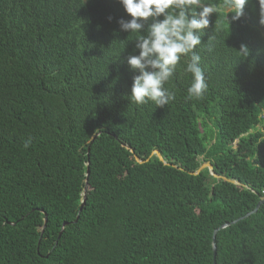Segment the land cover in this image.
<instances>
[{
  "label": "trees",
  "instance_id": "trees-1",
  "mask_svg": "<svg viewBox=\"0 0 264 264\" xmlns=\"http://www.w3.org/2000/svg\"><path fill=\"white\" fill-rule=\"evenodd\" d=\"M204 2L208 89L186 99L182 57L156 107L127 98L118 0H0V264H264V203L219 228L264 194L259 3Z\"/></svg>",
  "mask_w": 264,
  "mask_h": 264
},
{
  "label": "clouds",
  "instance_id": "clouds-1",
  "mask_svg": "<svg viewBox=\"0 0 264 264\" xmlns=\"http://www.w3.org/2000/svg\"><path fill=\"white\" fill-rule=\"evenodd\" d=\"M128 18L118 19L119 29L136 33L138 52L126 57L132 76L130 103L145 105L150 101L156 107L168 105L175 99V91L165 84L173 77L182 57H190L184 67L192 76L187 88V100L203 99L208 89L205 72L200 67L201 56L195 51L201 44V33L208 28L210 16L217 9L204 0H118ZM249 0H225L232 9V19L244 15ZM259 3V24L264 25V0ZM112 20V17H108ZM209 51L212 50L209 46ZM238 51L245 57L250 49L241 44ZM28 142L25 147H28Z\"/></svg>",
  "mask_w": 264,
  "mask_h": 264
},
{
  "label": "water",
  "instance_id": "water-1",
  "mask_svg": "<svg viewBox=\"0 0 264 264\" xmlns=\"http://www.w3.org/2000/svg\"><path fill=\"white\" fill-rule=\"evenodd\" d=\"M154 153L157 154V156L159 157V159L162 158L158 151H155ZM135 158H136V160L140 161V160L138 159L137 156H136ZM204 167H208V168H209L210 174H211L212 176H215L216 178H219V177H220L219 175H217L216 173H214L213 171H211V170H212V167H211V165H210L209 163H202V164L200 165V167L198 168L197 172H198L199 170L203 169ZM87 174H88V170H87V172H86V175H87ZM223 179H224V178H223ZM228 181H230V182H232V183H237V184H239L238 181H236V180L228 179ZM85 192H86V187H84V189H83L82 201H81V204H80L79 210L81 209V207H82V205H83V203H84ZM262 203H264V194H263L262 196L259 197V200H258L257 204L255 205V207H254L252 210H250L249 212H247V213L244 214L243 216H241V217H239V218H237V219H235V220H233V221H231V222H229V223H225V224H223V225L220 226L219 228H221V227H225V226H227V225H230V224L236 222L237 220H240V219H242V218H245V217L248 216L249 214L255 212V211L257 210V208L259 207V205H261ZM45 220H46V219H44V221H45ZM215 233H216V230L214 231V233H213V237H212V249H213V254L215 253V242H214V239H215ZM213 264H214V263H213Z\"/></svg>",
  "mask_w": 264,
  "mask_h": 264
}]
</instances>
